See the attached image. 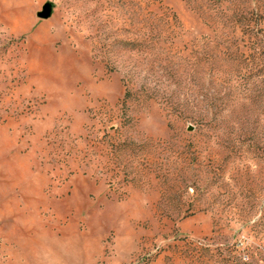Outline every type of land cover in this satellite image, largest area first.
Masks as SVG:
<instances>
[{
  "label": "rangeland",
  "instance_id": "rangeland-1",
  "mask_svg": "<svg viewBox=\"0 0 264 264\" xmlns=\"http://www.w3.org/2000/svg\"><path fill=\"white\" fill-rule=\"evenodd\" d=\"M0 264H264V0H0Z\"/></svg>",
  "mask_w": 264,
  "mask_h": 264
},
{
  "label": "water",
  "instance_id": "water-1",
  "mask_svg": "<svg viewBox=\"0 0 264 264\" xmlns=\"http://www.w3.org/2000/svg\"><path fill=\"white\" fill-rule=\"evenodd\" d=\"M50 12H51L50 7H49L48 5H45V6L43 7L42 12H40V13L38 14V17H39V18H42V19H46V18L49 17Z\"/></svg>",
  "mask_w": 264,
  "mask_h": 264
}]
</instances>
